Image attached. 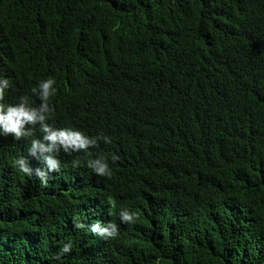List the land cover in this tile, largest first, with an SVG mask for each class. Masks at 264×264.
<instances>
[{"label": "trees", "instance_id": "16d2710c", "mask_svg": "<svg viewBox=\"0 0 264 264\" xmlns=\"http://www.w3.org/2000/svg\"><path fill=\"white\" fill-rule=\"evenodd\" d=\"M0 76L97 141L47 172L0 136V264H264V0H0Z\"/></svg>", "mask_w": 264, "mask_h": 264}, {"label": "clouds", "instance_id": "9594fccd", "mask_svg": "<svg viewBox=\"0 0 264 264\" xmlns=\"http://www.w3.org/2000/svg\"><path fill=\"white\" fill-rule=\"evenodd\" d=\"M56 81L53 78H48L39 81L38 85L31 91L33 95L39 97L40 103L38 106L33 105L29 98L21 96L18 103L0 104V136L11 135L15 140H20L28 134L30 126H39L41 136L31 140L28 154L30 157L37 156L45 165L47 172L57 171L60 168V160L57 153L61 147L67 151L70 147L76 150L89 149L94 146L97 141L94 137L86 135L83 131L65 127L55 128L48 123L50 114L53 109L50 106V98L55 95ZM9 87V79L0 76V97L3 96L5 90ZM106 143H111L109 137H105ZM119 159L117 155L112 156V160ZM14 166L19 172L31 177L33 169L30 166V160L24 156H20L14 161ZM88 166L97 175L109 174V164L102 158L90 160ZM37 174L43 177L41 184L47 185V172L36 170ZM137 213L122 208L119 211V218L124 223H132ZM81 227L82 225H77ZM93 232H99L105 237H115L118 234V226L116 223L105 222L103 224L96 223L91 229ZM72 250L71 242L64 243L57 253V258L60 259L64 254L70 253Z\"/></svg>", "mask_w": 264, "mask_h": 264}]
</instances>
